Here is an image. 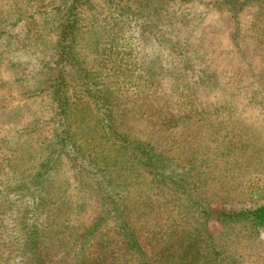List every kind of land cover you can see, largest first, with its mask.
Segmentation results:
<instances>
[{
  "label": "trees",
  "instance_id": "16d2710c",
  "mask_svg": "<svg viewBox=\"0 0 264 264\" xmlns=\"http://www.w3.org/2000/svg\"><path fill=\"white\" fill-rule=\"evenodd\" d=\"M4 5L0 127L12 128L0 132V264H156L144 229L167 232L166 211L196 201L191 181L199 171L188 153L173 155V133L180 128L189 147L194 119L237 108L228 89L225 97L212 91L222 88V72L206 57L223 34L247 66L230 94L264 106V66L256 74L249 62L255 53L243 50L264 48V0ZM30 43H46L47 51L34 59L35 49H24ZM14 93L43 105L15 128L21 105L7 101ZM41 153L30 179L14 178L18 160ZM217 216L224 227L264 228V203ZM233 229H225L228 250ZM179 247V256L162 248L160 264L199 258L187 242Z\"/></svg>",
  "mask_w": 264,
  "mask_h": 264
},
{
  "label": "rangeland",
  "instance_id": "374dc122",
  "mask_svg": "<svg viewBox=\"0 0 264 264\" xmlns=\"http://www.w3.org/2000/svg\"><path fill=\"white\" fill-rule=\"evenodd\" d=\"M5 7L4 0H0V9ZM207 36L210 35L207 34ZM223 38L224 34L222 46L209 52L206 57L208 62L211 60L212 63L217 64L222 72L220 78L222 88H214L212 91L216 95L222 92L224 96L223 92L227 91L225 88L228 89L229 101L234 106L237 105L235 106L237 108L234 112L222 110L214 112V115L210 117L194 119L190 130L187 131H190L189 147L183 146L184 133H181L180 128L173 133L175 134L173 155L188 153L190 164L197 167L196 171H199L194 174L195 178L191 181L193 185L191 194L196 201H187L186 205L176 202L175 206L171 207L172 210L166 211L168 217L170 216L166 218L168 219L165 226L168 227L167 232H154L156 231L154 229L149 232L146 228L144 229L142 239H144L145 248L147 251L155 249L152 257H155L156 264L158 258H161L160 253H164L161 252L162 248L166 247L178 253L179 245H184L186 242L189 246L191 245L193 251H198L200 254L194 264H201L202 261L209 264H264V228L254 230L248 222L238 225L231 223L230 226L224 227L217 216L222 210H235L251 203H264V106L258 102L246 100L241 92L237 95L230 94L232 86L237 87L244 83L243 68L247 66L238 56L241 49H235ZM45 44L35 47L30 43L24 49H35L37 54L33 52V58L36 59L47 51V44ZM243 50H252L255 53L249 58V62L255 65L256 74H258L264 66V48L258 46V49ZM213 92L208 97H214ZM37 98H19L14 93L7 99L12 105H21V114L15 117L17 120L13 123L14 128L21 126L43 109V105L39 99L36 100ZM11 128L9 125L2 126L0 132L9 131ZM41 157L42 153L37 158L26 156L18 160L14 178L30 179L34 164H37ZM204 206L210 208L209 213L204 212ZM172 222L174 228L170 227ZM230 227L235 229L231 234L233 240L228 250L224 240L227 232L225 229L228 230ZM173 229H177V234L172 235ZM169 238L173 241L167 245ZM215 245L221 252V260L218 261L214 259ZM228 251L236 255L237 262L226 259ZM177 253L176 255L179 256ZM161 261L162 259L158 261L159 264Z\"/></svg>",
  "mask_w": 264,
  "mask_h": 264
}]
</instances>
